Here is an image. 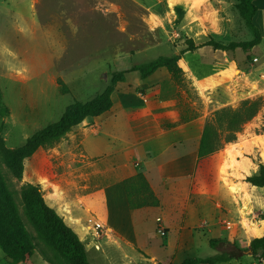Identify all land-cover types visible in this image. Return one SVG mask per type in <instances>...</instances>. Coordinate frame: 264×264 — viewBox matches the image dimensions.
<instances>
[{
  "label": "rangeland",
  "instance_id": "obj_1",
  "mask_svg": "<svg viewBox=\"0 0 264 264\" xmlns=\"http://www.w3.org/2000/svg\"><path fill=\"white\" fill-rule=\"evenodd\" d=\"M239 2L0 0V134L7 148L23 145L35 132L57 121L73 102L87 101L104 91L116 70L144 65L175 51H183L182 82L174 81L178 106L183 119L194 120L195 128H202L218 109H237L246 99L263 101L259 112L237 132V139L224 142L213 154L211 182L205 186L214 213L199 219L201 228L209 226L208 230L195 243L185 245L176 241L177 231L169 235L161 226L158 234L148 236L147 231L156 226L153 219L136 224L130 243L110 228L97 234L89 223L98 218L95 212L84 206L72 209V190L83 199L87 183L78 131H70L27 159L21 180L7 167L0 148V166L16 192L21 219L36 237V248L23 264H52L47 258L55 264H71L49 244L25 209L21 187L29 182L39 184L44 197L48 189L61 187L65 196L62 216L76 224L71 226L85 243L91 264H177L189 256L213 254L211 238H228L247 248L253 238L261 236L256 220L264 217V194L259 193L264 187L256 189L245 178L257 174L264 164V41L247 52L201 46L209 36L226 43L253 38ZM254 23L264 30L259 21ZM188 39L200 47L184 52ZM162 70L156 78H172L166 68ZM139 79L137 72H131L122 83L132 86ZM60 81L68 87L66 93ZM226 181L231 191L241 189L242 194H229ZM220 217L230 225L220 222ZM0 264H7L1 248ZM219 264L264 262L248 250L241 258Z\"/></svg>",
  "mask_w": 264,
  "mask_h": 264
},
{
  "label": "crops",
  "instance_id": "obj_2",
  "mask_svg": "<svg viewBox=\"0 0 264 264\" xmlns=\"http://www.w3.org/2000/svg\"><path fill=\"white\" fill-rule=\"evenodd\" d=\"M254 3L257 6L254 21L264 28V0ZM261 33L262 43V27ZM162 69L149 78H140L132 86L118 83L112 94V108L72 129V133L76 130L82 138L87 179L83 199L75 197L72 190V209L90 208L125 242H133L129 236L136 232L137 223L153 219L156 226L147 231L148 236L158 234L156 230L161 226L168 229L169 235L177 231L176 241L185 245L195 243L208 230L209 226L201 228L199 219L214 213L208 205L214 202L205 186L211 180L194 183L193 178L204 125L198 129L194 120L183 119L176 83L172 78L155 77ZM141 168L160 204L131 209L124 182ZM226 183L228 186L224 187L229 194H242L241 189L231 191V184ZM48 191L46 202L62 215L65 196L61 187ZM256 222L261 228L264 217Z\"/></svg>",
  "mask_w": 264,
  "mask_h": 264
},
{
  "label": "trees",
  "instance_id": "obj_3",
  "mask_svg": "<svg viewBox=\"0 0 264 264\" xmlns=\"http://www.w3.org/2000/svg\"><path fill=\"white\" fill-rule=\"evenodd\" d=\"M238 8L247 27L252 30L253 38L248 41L224 42L212 36L201 44L210 45L214 49L229 51L242 49L247 52L261 43L263 36L254 23L257 6L254 0H240ZM200 47L192 39L186 41L185 51ZM183 51H175L171 55H161L147 64H134L130 68L116 70L111 83L104 91L87 101H75L66 107L61 117L27 138L25 143L16 148L4 146L0 134V148L3 159L14 177L21 180L25 171V162L40 148L52 145L66 136L72 129L87 118H93L109 111L113 106L112 94L120 82L127 81V75L137 72L140 78H147L160 68H166L174 81L179 84L183 77ZM62 92L68 87L63 83ZM2 94L0 91V100ZM263 106L261 99H246L237 109L228 107L216 110L208 118L203 127L198 149V159L194 170V183H209L211 180V161L213 154L219 150L224 142L237 139V132L242 125L251 120ZM249 183L264 187V164L259 172L245 178ZM125 190L131 209L145 206H158L160 199L150 187L143 169L125 180ZM21 197L30 218L45 235L49 244L53 245L71 264H91L85 243L79 234L70 226L63 216L51 207L44 197L39 184L25 183L21 187ZM214 253L206 256H189L177 264H219L241 258L246 251L259 262H264V235L251 240L247 248L240 246L228 238L217 237L209 240ZM0 248L5 254L7 264H23L29 260L36 248V237L27 229L21 219L16 192L12 189L7 175L0 166ZM47 260L55 264L50 258ZM141 264H166L158 261Z\"/></svg>",
  "mask_w": 264,
  "mask_h": 264
},
{
  "label": "built area",
  "instance_id": "obj_4",
  "mask_svg": "<svg viewBox=\"0 0 264 264\" xmlns=\"http://www.w3.org/2000/svg\"><path fill=\"white\" fill-rule=\"evenodd\" d=\"M98 219V218H97ZM97 219H93L89 221V223L92 222V225L91 227H94V232H96L97 234H99L101 231H104L105 229H108V226H106L105 223H103L101 220H97ZM219 221L220 222H223L224 224L226 225H230L229 222H227L226 220H224L223 218H219ZM109 230V229H108Z\"/></svg>",
  "mask_w": 264,
  "mask_h": 264
},
{
  "label": "bare ground",
  "instance_id": "obj_5",
  "mask_svg": "<svg viewBox=\"0 0 264 264\" xmlns=\"http://www.w3.org/2000/svg\"><path fill=\"white\" fill-rule=\"evenodd\" d=\"M256 229V228H255ZM258 229V228H257ZM256 229V230H257ZM260 229H262V231H264V223H263V225H262V227L260 228ZM258 231V230H257ZM260 232V231H259Z\"/></svg>",
  "mask_w": 264,
  "mask_h": 264
},
{
  "label": "water",
  "instance_id": "obj_6",
  "mask_svg": "<svg viewBox=\"0 0 264 264\" xmlns=\"http://www.w3.org/2000/svg\"><path fill=\"white\" fill-rule=\"evenodd\" d=\"M104 76H106V74H104Z\"/></svg>",
  "mask_w": 264,
  "mask_h": 264
}]
</instances>
